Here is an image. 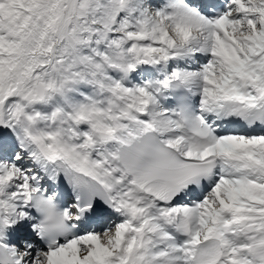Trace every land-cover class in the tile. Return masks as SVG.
<instances>
[{
  "label": "snow or ice",
  "instance_id": "obj_1",
  "mask_svg": "<svg viewBox=\"0 0 264 264\" xmlns=\"http://www.w3.org/2000/svg\"><path fill=\"white\" fill-rule=\"evenodd\" d=\"M0 264H264V0H0Z\"/></svg>",
  "mask_w": 264,
  "mask_h": 264
}]
</instances>
